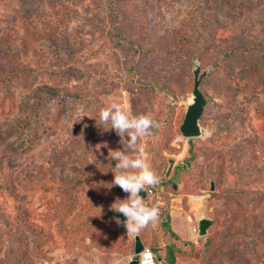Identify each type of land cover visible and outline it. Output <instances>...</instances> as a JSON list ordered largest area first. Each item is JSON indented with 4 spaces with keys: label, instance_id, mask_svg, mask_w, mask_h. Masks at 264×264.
<instances>
[{
    "label": "rangeland",
    "instance_id": "374dc122",
    "mask_svg": "<svg viewBox=\"0 0 264 264\" xmlns=\"http://www.w3.org/2000/svg\"><path fill=\"white\" fill-rule=\"evenodd\" d=\"M108 1L0 0V264L133 257L109 156L127 145L99 118L112 103L160 125L138 142L160 177L142 198L160 217L137 236L158 264L168 247L174 264H264V70L241 74L260 55L245 46L264 57V0H220L193 34L183 30L191 0H132L136 19L120 31L132 46L113 36ZM184 32L197 57L168 48ZM21 64L34 68L20 74ZM195 65L200 135L183 138Z\"/></svg>",
    "mask_w": 264,
    "mask_h": 264
},
{
    "label": "clouds",
    "instance_id": "9594fccd",
    "mask_svg": "<svg viewBox=\"0 0 264 264\" xmlns=\"http://www.w3.org/2000/svg\"><path fill=\"white\" fill-rule=\"evenodd\" d=\"M99 118L101 125L110 124L107 130H114L120 137V143L127 145V149L109 152L110 158L116 161L115 167L111 168L114 175L112 186H118L128 194L127 199H118L119 203L116 201L112 209L126 217L124 226L127 235H139L160 217L159 208L147 206L140 195L146 187L157 186L160 177L145 158L143 145L138 142L143 137L151 136L152 130L160 125L151 115H133L119 103L102 108ZM211 135V131L204 129L201 138H210ZM128 150L137 152L138 155H129ZM117 223L120 221L117 220Z\"/></svg>",
    "mask_w": 264,
    "mask_h": 264
},
{
    "label": "trees",
    "instance_id": "16d2710c",
    "mask_svg": "<svg viewBox=\"0 0 264 264\" xmlns=\"http://www.w3.org/2000/svg\"><path fill=\"white\" fill-rule=\"evenodd\" d=\"M132 0H123L119 3L115 2L113 0H109L105 7L108 8V12H109V20L111 21V25H112V28L115 29L116 32L113 33V36L118 38V41H121L123 42L124 44H127V42L129 43L130 46H132V43H131V40H125L122 39V38H127L124 34H122V26L124 24H126L128 22V18L130 17V19L132 20V18L136 19V16L134 14V11L138 9L137 5L135 2H131ZM218 1L220 0H196V1H190V5L188 4V17L186 19V21H183V30L186 29V32H191L192 34L194 32H198V27L197 25H199L202 21H203V13H204V9L206 10H213L215 9V7L217 6V4L219 3ZM238 1H243V0H238ZM203 8V9H202ZM132 17V18H131ZM118 22V23H116ZM139 19L137 21H133V25L135 27H139ZM119 32V33H117ZM185 34V32H184ZM198 37V36H197ZM183 38V39H182ZM181 38V40H179V42L175 41L174 44H170L169 45V49H172L174 47L177 46L182 48V49H179V51L177 52H181L183 54H185L187 56V58H192V57H195V50H198L199 47H196V49L194 48H191V46L189 45L188 48H185V43H187V40L189 41V38L188 36L186 37V34L185 36H183ZM54 44L52 45V48H53ZM184 46V47H183ZM199 46V45H198ZM158 49V50H156ZM245 49V54L246 55H249V56H253L256 54V51H259L260 55H259V58L257 57V55H255L254 57L256 58H253V61H251V65L248 66V68H245L243 67L241 69V74H244L245 72H249V75H259L261 77V75H263V68H264V57H263V50L260 49V48H257L255 46H252V45H247L244 47ZM137 50L139 51V49L136 47L135 48V52H137ZM141 50V49H140ZM161 49L156 45L155 46V52H162L160 51ZM173 50V49H172ZM186 53H184V52ZM197 57V56H196ZM217 63L215 64H219L217 65V68H218V71L222 72V64L221 63H218V61H216ZM34 66L31 67L29 65H23L21 64V67L17 68L16 71L20 74H27L29 72H31L33 70ZM254 72V73H253ZM244 76V75H242ZM47 94H52V92H48L47 91ZM38 107L36 106L35 107V110H37ZM190 140V139H188ZM167 220H166V224H168V216L166 217ZM143 247H145L143 245ZM153 253V256H154V260H155V264H158V262L160 261V255L157 254V251L154 250V251H151ZM167 263L168 264H174V256H173V253H172V247H168L167 248Z\"/></svg>",
    "mask_w": 264,
    "mask_h": 264
},
{
    "label": "water",
    "instance_id": "95a60500",
    "mask_svg": "<svg viewBox=\"0 0 264 264\" xmlns=\"http://www.w3.org/2000/svg\"><path fill=\"white\" fill-rule=\"evenodd\" d=\"M198 66L195 65L193 69V86H192V96L191 100L187 103L183 120L179 126L180 134L183 138H192L200 135V127L198 120L200 118L205 100L198 89L199 80L201 74H198ZM141 197L145 195V192L142 190L140 193ZM118 223L120 226H124L125 217L123 214L118 213ZM211 224V220L207 218H201L198 221V233L199 235H204L207 227ZM143 249V245L139 236H134V248H133V257L130 258L127 264H138V253Z\"/></svg>",
    "mask_w": 264,
    "mask_h": 264
},
{
    "label": "built area",
    "instance_id": "2783aa9c",
    "mask_svg": "<svg viewBox=\"0 0 264 264\" xmlns=\"http://www.w3.org/2000/svg\"><path fill=\"white\" fill-rule=\"evenodd\" d=\"M138 264H155L153 253L149 248L143 247L138 253Z\"/></svg>",
    "mask_w": 264,
    "mask_h": 264
}]
</instances>
